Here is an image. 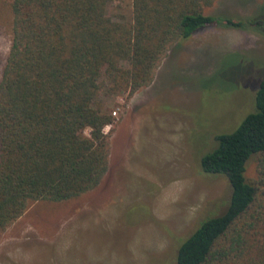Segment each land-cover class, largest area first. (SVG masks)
I'll use <instances>...</instances> for the list:
<instances>
[{"label": "trees", "instance_id": "1", "mask_svg": "<svg viewBox=\"0 0 264 264\" xmlns=\"http://www.w3.org/2000/svg\"><path fill=\"white\" fill-rule=\"evenodd\" d=\"M116 1L10 0L13 37L0 78V239L33 203L99 187L110 165V99L129 101L150 87L175 46L199 30L242 27L210 13L219 0H133L129 15L112 16ZM255 110L203 156L202 171L226 177L230 199L181 242L176 264H264V82Z\"/></svg>", "mask_w": 264, "mask_h": 264}, {"label": "rangeland", "instance_id": "2", "mask_svg": "<svg viewBox=\"0 0 264 264\" xmlns=\"http://www.w3.org/2000/svg\"><path fill=\"white\" fill-rule=\"evenodd\" d=\"M132 4L117 0L109 13L129 15ZM210 13L242 27L199 30L150 87L110 99L107 175L77 199L33 203L1 237L0 264H176L181 242L226 210L228 180L205 174L201 160L256 111L264 0H219ZM12 37L10 0H0V78Z\"/></svg>", "mask_w": 264, "mask_h": 264}]
</instances>
